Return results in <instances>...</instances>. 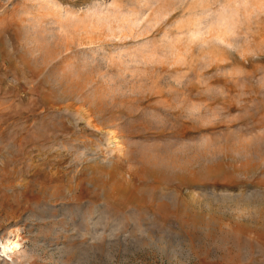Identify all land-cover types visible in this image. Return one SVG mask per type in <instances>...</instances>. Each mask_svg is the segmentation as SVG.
<instances>
[{
    "label": "rangeland",
    "instance_id": "1",
    "mask_svg": "<svg viewBox=\"0 0 264 264\" xmlns=\"http://www.w3.org/2000/svg\"><path fill=\"white\" fill-rule=\"evenodd\" d=\"M11 231L0 264H264V0H0Z\"/></svg>",
    "mask_w": 264,
    "mask_h": 264
},
{
    "label": "bare ground",
    "instance_id": "2",
    "mask_svg": "<svg viewBox=\"0 0 264 264\" xmlns=\"http://www.w3.org/2000/svg\"><path fill=\"white\" fill-rule=\"evenodd\" d=\"M81 114H82V118L87 119L89 121V124L95 129L93 131L94 133H97V131L99 132L103 130V128L99 127L98 125L94 123V119L92 118V109H88L86 112H83ZM109 135H110V143L114 147L113 150L120 149L117 136H115L113 132H109ZM21 247H22V244L16 240V233L14 231H11L8 233V236L6 237L4 244L0 243V253L4 254L5 256L11 257V254L13 252L15 253L18 250H20Z\"/></svg>",
    "mask_w": 264,
    "mask_h": 264
}]
</instances>
